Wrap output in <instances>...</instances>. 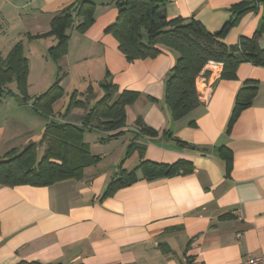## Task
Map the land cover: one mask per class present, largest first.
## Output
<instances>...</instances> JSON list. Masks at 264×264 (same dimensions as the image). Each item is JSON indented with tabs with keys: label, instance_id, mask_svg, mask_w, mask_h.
I'll return each mask as SVG.
<instances>
[{
	"label": "crops",
	"instance_id": "crops-1",
	"mask_svg": "<svg viewBox=\"0 0 264 264\" xmlns=\"http://www.w3.org/2000/svg\"><path fill=\"white\" fill-rule=\"evenodd\" d=\"M74 1H19L15 5L19 9L13 10L20 26L11 27V22L14 35L10 38L5 32L8 23L2 29L0 22V32L7 33L0 35L1 56L22 41L29 64L25 96L13 81L0 96V157L31 142L36 144L37 158L41 156L47 119L33 109V99L58 78L62 95L51 108L53 118L61 122L80 123L83 108L66 110L71 94L84 100L90 92L93 103L102 95L100 82L106 76L118 92L135 91L138 96L125 106L126 125L116 138L100 142L108 133L83 132L90 154L100 158L97 162L46 186L0 185V264L23 260L43 264H188L192 260L233 264L264 255V67L242 62L236 78L225 79L220 77L221 66L206 64L201 71L207 89L199 106L173 120L164 91L175 51L161 46L154 57L127 61L116 38L105 31L117 17L116 0H91L94 21L79 32L75 30L79 18H74L67 51L57 60L47 54L55 44L53 36L26 40L25 33L47 31L54 14ZM253 3L166 0L165 13L168 19L194 18L216 33L235 16L238 4ZM259 29V45L264 48L261 2L237 17L223 41L232 45ZM33 43L42 46L39 55ZM246 80L256 84V94L227 130L236 93ZM35 87L41 88L40 93L31 92ZM5 95L17 102L7 101ZM137 120L156 135L143 134ZM190 121L194 124L189 125ZM132 141L144 146L143 153L134 151L125 157ZM220 146L231 151L228 173ZM180 159L191 162L190 172L147 180L137 170L134 182L102 197L122 161L123 168L131 171L142 160L171 164Z\"/></svg>",
	"mask_w": 264,
	"mask_h": 264
},
{
	"label": "trees",
	"instance_id": "trees-1",
	"mask_svg": "<svg viewBox=\"0 0 264 264\" xmlns=\"http://www.w3.org/2000/svg\"><path fill=\"white\" fill-rule=\"evenodd\" d=\"M257 2L264 6V0H254L251 6L238 4L237 10H233L235 16H232L218 32L211 33L194 18L168 19L165 13L166 0H116L117 17L105 31L116 38L118 48L127 61L154 57L160 53L161 46L175 51V62L165 80L164 101L170 110L171 118L177 120L199 106L200 98L195 88V78L208 62L221 63L220 77L225 79H235L236 69L242 62L264 67V48L259 45L261 29L250 37H240L238 42L232 45L223 41L237 17L253 8ZM93 14L94 3L91 0H75L54 14L47 31L25 33L24 37L30 41L53 36L56 41L49 47L47 54L51 59L57 60L67 51L69 29L74 25V18H79L75 30L82 32L94 21ZM28 68L22 41L15 43L5 57L0 54V96L6 84L12 81L15 82L20 94L25 96ZM58 83L59 78L44 93L33 99V109L47 119L40 140L45 146L43 153L37 158L36 144L31 142L19 151L12 150L0 157V185L46 186L75 176L83 167L100 159L90 154L89 145L83 141L85 130L108 133L106 137L99 139L100 142L116 138L123 133L127 119L125 106L136 100L137 92H118L110 76H106L100 82L102 95L93 103L90 100L94 94L90 92L84 100L77 99L76 93L71 94L66 110L70 111L72 107L77 106L85 110L77 125L53 118L52 104L62 95ZM256 90V84L251 80H246L238 89L227 130H230L239 113L251 104ZM188 124L193 125L194 122L190 121ZM136 125L143 134L156 135V131L144 125L141 120H137ZM177 141L182 146L188 145L181 140ZM143 150L144 146L132 141L127 146L125 157H129L134 151L142 155ZM218 151L228 173L232 162L231 151L225 146H220ZM122 163L123 161L119 163L118 171L109 181L102 197L111 195L119 187L134 182L137 179V170H140L147 180L172 176L180 172L188 173L192 170L191 162L182 159L171 164L142 160L131 171H126ZM12 264L43 263L23 260Z\"/></svg>",
	"mask_w": 264,
	"mask_h": 264
},
{
	"label": "rangeland",
	"instance_id": "rangeland-1",
	"mask_svg": "<svg viewBox=\"0 0 264 264\" xmlns=\"http://www.w3.org/2000/svg\"><path fill=\"white\" fill-rule=\"evenodd\" d=\"M19 1L21 2V1H23V0H14V1H12V0H0V6H1V8H0V11L2 12L1 14H0V22H2V29H5L4 27H5V24L6 23H8L7 25L9 26L10 24H11V22H12V24H11V27H17L18 28V26H20V22L17 20V18H15L17 15H16V13H15V10H13V7L15 8V9H19V8H16L15 7V5H17V4H19ZM13 5V6H12ZM13 25V26H12ZM11 27L9 26V28H8V30H7V28H6V30H5V32H8V36H9V38L11 37V36H13L14 35V31L13 30H11ZM4 31V30H3ZM3 31H1L0 32V35H4L3 33H5V32H3ZM7 33H5V35H6ZM33 44H35V43H33ZM35 46H36V53H37V55H39L38 53L40 52V50L42 49L41 47V45L39 44V43H37V44H35ZM27 48H28V45H27ZM28 51V50H27ZM29 52V51H28ZM31 82H32V80H30ZM11 87L12 88H14L15 89V87H14V85L12 84L11 85ZM41 88L39 87H35V88H33L32 90H31V92L33 93V94H36V93H38L39 91H41L40 90ZM40 93V92H39ZM6 96V95H5ZM5 99L7 100V101H12V102H14V103H16L17 101H16V99L15 98H13L12 96H6L5 97ZM4 99V100H5ZM67 100V99H66ZM58 106V105H57ZM2 110H4V109H2ZM39 155V154H38Z\"/></svg>",
	"mask_w": 264,
	"mask_h": 264
},
{
	"label": "built area",
	"instance_id": "built-area-1",
	"mask_svg": "<svg viewBox=\"0 0 264 264\" xmlns=\"http://www.w3.org/2000/svg\"><path fill=\"white\" fill-rule=\"evenodd\" d=\"M209 64H213L215 65L216 67L217 66H221L222 67V64L219 63V62H214V61H210L208 62ZM207 63V64H208ZM204 76H203V73L202 71H200L198 73V75L196 76L195 78V88L198 92V95H199V98H202L203 95H204V91H206L207 89V85L205 87V81H204ZM200 85H202V89H200ZM188 264H200L198 261L196 260H192L190 261ZM233 264H264V255H256V256H249L243 260H240L236 263H233Z\"/></svg>",
	"mask_w": 264,
	"mask_h": 264
}]
</instances>
